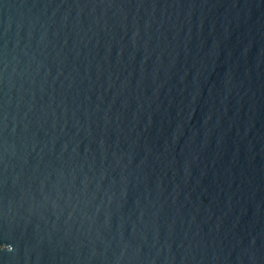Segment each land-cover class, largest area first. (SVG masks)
Wrapping results in <instances>:
<instances>
[{
  "label": "water",
  "instance_id": "obj_1",
  "mask_svg": "<svg viewBox=\"0 0 264 264\" xmlns=\"http://www.w3.org/2000/svg\"><path fill=\"white\" fill-rule=\"evenodd\" d=\"M0 264H264V0H0Z\"/></svg>",
  "mask_w": 264,
  "mask_h": 264
}]
</instances>
